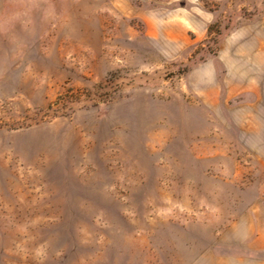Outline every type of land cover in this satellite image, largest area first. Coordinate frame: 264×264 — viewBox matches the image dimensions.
I'll return each mask as SVG.
<instances>
[{
	"label": "rangeland",
	"instance_id": "374dc122",
	"mask_svg": "<svg viewBox=\"0 0 264 264\" xmlns=\"http://www.w3.org/2000/svg\"><path fill=\"white\" fill-rule=\"evenodd\" d=\"M0 264H264V0H0Z\"/></svg>",
	"mask_w": 264,
	"mask_h": 264
}]
</instances>
